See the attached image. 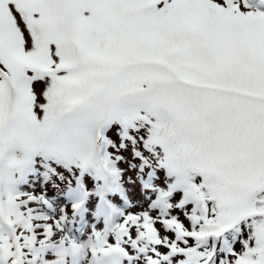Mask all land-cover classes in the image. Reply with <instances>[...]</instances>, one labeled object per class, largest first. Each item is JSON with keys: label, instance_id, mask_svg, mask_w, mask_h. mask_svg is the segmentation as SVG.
<instances>
[{"label": "snow or ice", "instance_id": "6c2138e0", "mask_svg": "<svg viewBox=\"0 0 264 264\" xmlns=\"http://www.w3.org/2000/svg\"><path fill=\"white\" fill-rule=\"evenodd\" d=\"M0 264H264V0H0Z\"/></svg>", "mask_w": 264, "mask_h": 264}]
</instances>
